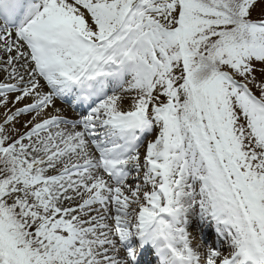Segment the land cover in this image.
I'll use <instances>...</instances> for the list:
<instances>
[{"label":"snow or ice","instance_id":"obj_1","mask_svg":"<svg viewBox=\"0 0 264 264\" xmlns=\"http://www.w3.org/2000/svg\"><path fill=\"white\" fill-rule=\"evenodd\" d=\"M0 264H264V0H0Z\"/></svg>","mask_w":264,"mask_h":264}]
</instances>
